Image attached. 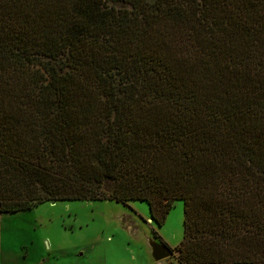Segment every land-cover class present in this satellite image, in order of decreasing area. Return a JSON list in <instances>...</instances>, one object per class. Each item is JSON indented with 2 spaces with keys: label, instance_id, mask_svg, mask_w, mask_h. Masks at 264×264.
I'll list each match as a JSON object with an SVG mask.
<instances>
[{
  "label": "trees",
  "instance_id": "obj_1",
  "mask_svg": "<svg viewBox=\"0 0 264 264\" xmlns=\"http://www.w3.org/2000/svg\"><path fill=\"white\" fill-rule=\"evenodd\" d=\"M62 201L264 264V0H0V216Z\"/></svg>",
  "mask_w": 264,
  "mask_h": 264
},
{
  "label": "rangeland",
  "instance_id": "obj_2",
  "mask_svg": "<svg viewBox=\"0 0 264 264\" xmlns=\"http://www.w3.org/2000/svg\"><path fill=\"white\" fill-rule=\"evenodd\" d=\"M0 221V264H179L174 251L155 261L150 244L179 245L182 202L174 203L160 229L147 204L137 201L45 202L2 214Z\"/></svg>",
  "mask_w": 264,
  "mask_h": 264
},
{
  "label": "water",
  "instance_id": "obj_3",
  "mask_svg": "<svg viewBox=\"0 0 264 264\" xmlns=\"http://www.w3.org/2000/svg\"><path fill=\"white\" fill-rule=\"evenodd\" d=\"M51 204H53V202ZM150 246L155 261H161L171 256V251L165 246H160L155 243H151Z\"/></svg>",
  "mask_w": 264,
  "mask_h": 264
},
{
  "label": "bare ground",
  "instance_id": "obj_4",
  "mask_svg": "<svg viewBox=\"0 0 264 264\" xmlns=\"http://www.w3.org/2000/svg\"><path fill=\"white\" fill-rule=\"evenodd\" d=\"M54 203H55V202H54ZM54 203H53V204H54Z\"/></svg>",
  "mask_w": 264,
  "mask_h": 264
}]
</instances>
